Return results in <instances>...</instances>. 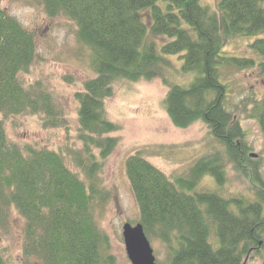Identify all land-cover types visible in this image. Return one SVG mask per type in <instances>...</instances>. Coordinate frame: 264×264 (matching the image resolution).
I'll return each mask as SVG.
<instances>
[{"label":"trees","instance_id":"obj_1","mask_svg":"<svg viewBox=\"0 0 264 264\" xmlns=\"http://www.w3.org/2000/svg\"><path fill=\"white\" fill-rule=\"evenodd\" d=\"M43 3L50 15L76 22L78 41L91 51L94 75L75 94L82 143L74 152L75 165L85 179L69 168L64 154L23 149L10 141L0 119V227L8 225L12 209L26 220V261L16 264H115L107 259V236L95 219L97 205L108 196L98 175L119 142L109 136L119 126L107 117L105 101L120 80L156 78L172 63L171 56L182 60L183 72L198 76L187 87L169 84L164 105L170 119L178 128L204 122L226 148L234 169L252 178L255 198L225 197L201 188L209 174L224 185L226 171L218 161L212 165L201 159L187 175L173 180L139 152L126 162L140 210L138 223L150 240L165 245L166 258L159 264H249L261 256L264 179L239 117L228 108L224 70L257 64L227 50L237 37H255L249 47L262 59L254 68L264 73V0H218L214 9L201 0ZM161 35L170 41L158 49L155 38ZM36 53L34 35L0 10V112L42 113L45 125L56 126L60 114L52 96L20 79ZM255 107L264 135V98ZM0 264H9L2 252Z\"/></svg>","mask_w":264,"mask_h":264},{"label":"rangeland","instance_id":"obj_2","mask_svg":"<svg viewBox=\"0 0 264 264\" xmlns=\"http://www.w3.org/2000/svg\"><path fill=\"white\" fill-rule=\"evenodd\" d=\"M217 1L201 0L212 9ZM0 10L15 17L34 35L36 57L28 72L20 75L21 81L27 87L39 85L41 90L49 93L60 114L58 125L47 126L42 113L5 115L0 112L9 140L23 149L32 146L64 154L69 168L85 179L84 173L75 165L74 152L82 146L78 138L75 94L83 90L84 83L94 75V71L91 51L77 39V23L66 15H50L43 0H0ZM155 40L160 49L170 38L161 35ZM254 40L255 37H237L229 41L227 50L231 55L254 58L257 64L240 70L225 69L224 81L229 83L228 108L239 117L251 154L257 155L252 158L257 160L264 179V135L255 117V104L264 98V73L254 68L262 59L249 47ZM170 59L172 63L161 69L152 80L118 81L113 96L105 101L107 117L119 126V130L109 136L118 138L119 142L98 175L108 196L102 205H97L95 219L107 236L106 255L111 256L107 259L115 264H132L126 252L123 227L127 222L136 225L140 218L126 171V162L131 155L143 153L147 160L173 180L187 175L201 159L212 165L218 161L226 171L224 185H219L209 174L204 176L200 187H209L225 197L244 195L249 199L255 198L252 178L234 169L226 148L214 138L204 122L198 121L188 128H178L173 124L164 105L169 84L187 87L198 74L183 72L182 60L177 56ZM25 223L19 211L12 209L8 225L0 227V252L9 264L26 261L23 255ZM150 241L157 262H164L165 245L158 239ZM263 260L264 251L249 264H261Z\"/></svg>","mask_w":264,"mask_h":264},{"label":"water","instance_id":"obj_3","mask_svg":"<svg viewBox=\"0 0 264 264\" xmlns=\"http://www.w3.org/2000/svg\"><path fill=\"white\" fill-rule=\"evenodd\" d=\"M251 156L257 157L256 154ZM123 237L128 258L132 264H159L142 223L136 225L125 223Z\"/></svg>","mask_w":264,"mask_h":264}]
</instances>
